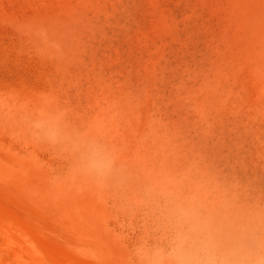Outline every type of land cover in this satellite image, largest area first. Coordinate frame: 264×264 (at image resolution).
<instances>
[{
	"label": "rangeland",
	"instance_id": "374dc122",
	"mask_svg": "<svg viewBox=\"0 0 264 264\" xmlns=\"http://www.w3.org/2000/svg\"><path fill=\"white\" fill-rule=\"evenodd\" d=\"M0 149L68 264H264V0H0Z\"/></svg>",
	"mask_w": 264,
	"mask_h": 264
},
{
	"label": "bare ground",
	"instance_id": "6f19581e",
	"mask_svg": "<svg viewBox=\"0 0 264 264\" xmlns=\"http://www.w3.org/2000/svg\"><path fill=\"white\" fill-rule=\"evenodd\" d=\"M128 90V89H127ZM130 90V89H129ZM49 93V92H48ZM12 94V93H11ZM14 94V93H13ZM12 94V95H13ZM102 94V93H101ZM8 95V94H7ZM6 95V96H7ZM11 95V96H12ZM40 95V94H39ZM38 95V96H39ZM48 95V94H47ZM10 96V95H9ZM19 96V95H18ZM23 96H25V95H23ZM27 96H29V95H26V98H27ZM34 96V95H33ZM32 96V97H33ZM59 96V95H58ZM13 97V96H12ZM12 97H9V99L8 100H11L10 98H12ZM16 97V96H15ZM40 97V96H39ZM48 97V96H47ZM47 97H44V98H47ZM49 97H52L53 98V100H55L54 98H55V96L53 97V95H49ZM107 97V96H106ZM36 98V97H35ZM35 98H33V100L35 99ZM42 97H40L39 98V100L41 99ZM20 99H21V97H20ZM24 99V98H23ZM30 99V98H29ZM48 99V98H47ZM46 99V100H47ZM15 101V102H17V100H15L14 98H12V101ZM50 100L52 101V99L50 98ZM49 100V101H50ZM19 101V100H18ZM30 101V100H29ZM31 101H32V98H31ZM30 101V102H31ZM42 101H44L43 99H42ZM42 101H39V102H42ZM49 102V103H52V102ZM119 101V100H118ZM15 102H12V103H15ZM23 102V101H22ZM34 102H36V100L35 101H32L31 103H34ZM38 102V98H37V103H39ZM48 102V101H47ZM46 102V103H47ZM89 102V101H88ZM117 102V100L115 101V103ZM120 102H122V101H120ZM120 102L118 103V105L117 104H115L114 103V105H117V106H119V104H120ZM24 103H26V102H24ZM28 103V102H27ZM45 102H43V104H44ZM48 103V104H49ZM123 103V102H122ZM128 103V102H127ZM5 104V103H4ZM22 104V103H21ZM29 104V103H28ZM41 104V103H40ZM43 104H41V105H43ZM112 105H113V103H111ZM110 104V105H111ZM130 104V103H129ZM32 105V104H31ZM112 105L111 106H108L109 107V109L112 107ZM4 106V105H3ZM52 106V105H51ZM102 106V105H101ZM117 106L115 107L116 108V110H117V112H116V114H115V117H117V115H118V113H121L120 111L118 112V109H117ZM1 107H2V105H1ZM33 107V106H32ZM40 107H42V108H46V104H45V107H43V106H40ZM39 107V104H38V107L37 106H35V108H38V110L40 109V111L42 110L41 108ZM122 107V106H121ZM120 107V109H123V107H124V104H123V107L121 108ZM9 108L10 107H8V110H9ZM101 108V107H100ZM104 108H107V107H104ZM113 108H114V106H113ZM112 108V109H113ZM2 109H4V108H2ZM27 109V108H26ZM49 109H52V107L51 108H48V111H49ZM125 109V108H124ZM153 109V108H152ZM13 111V109L12 108H10V111ZM103 110V109H102ZM101 110V111H102ZM106 110H108V108L106 109ZM104 111V113L105 112H107V115H106V118H108L107 116H108V111H110V110H108V111ZM3 111V110H2ZM99 111H100V109H99ZM26 112V111H25ZM47 112V111H46ZM51 112V111H50ZM90 112V111H89ZM115 112V111H114ZM125 112H126V110H125ZM28 113V112H27ZM101 113V112H100ZM99 113V114H100ZM104 113H102V114H104ZM18 114V113H17ZM16 114V115H17ZM19 114H21V113H19ZM42 114H44V112L42 113ZM101 114V115H102ZM134 114V113H133ZM100 115V116H101ZM132 115V114H131ZM130 114H129V116H131ZM48 116V115H47ZM103 116V115H102ZM125 117L127 116V113H125V115H124ZM114 116H113V119L115 118ZM22 118V117H21ZM119 118H120V116H119ZM111 119H112V117H111ZM112 119V120H113ZM131 119H132V117H131ZM130 119V120H131ZM98 120H100V119H98ZM104 120V119H103ZM116 121H118L117 122V125L119 124V126L122 124L121 122V119H115ZM114 120V121H115ZM94 121V120H93ZM106 121V120H105ZM114 121H112V122H110L109 120H107V122H108V124H109V122L112 124ZM119 121H120V123H119ZM100 122V121H99ZM102 122V121H101ZM116 123V122H115ZM115 123H113V125H111V128H113V126H114V124ZM132 123V122H131ZM134 123V122H133ZM132 123V124H133ZM95 124V123H94ZM100 123H98L97 125L98 126H95V127H98V128H100L101 126L99 125ZM106 124V123H105ZM107 124V125H108ZM107 125H104V122H103V126H102V128L105 126H107ZM110 125V124H109ZM149 125V124H148ZM116 126V125H115ZM110 126H108L107 128H109ZM118 126H116L115 127V129H118L117 128ZM123 127V126H122ZM4 128H5V126H4ZM20 128V127H19ZM110 128V129H111ZM121 128V127H120ZM133 128V127H132ZM101 129V128H100ZM114 128H113V131L115 130ZM73 130V129H72ZM103 130H106V129H103ZM114 132H117V131H114ZM106 134H107V131L105 132ZM118 133V132H117ZM120 133V132H119ZM109 135V134H108ZM8 141V140H7ZM126 141V140H125ZM4 142H5V140H4ZM133 142V141H132ZM21 144V143H20ZM123 144V143H122ZM166 144V143H165ZM173 145V144H172ZM171 145V146H172ZM123 146V145H122ZM126 147V146H125ZM5 148V147H4ZM2 149V148H1ZM0 149V150H1ZM185 149V148H184ZM6 150V149H5ZM1 151V153H6V151ZM186 150V149H185ZM172 151H174V150H172ZM24 152V151H23ZM131 152V151H130ZM20 153V152H19ZM121 153V152H120ZM126 153V152H125ZM9 154V152L7 151V155ZM123 154V153H122ZM148 154V153H147ZM1 155V154H0ZM15 155V154H14ZM40 155V154H39ZM6 156V155H5ZM3 157V158H8V156L7 157ZM14 157L15 156H13V159H14ZM9 158H10V154H9ZM9 158H8V161L9 162H11L13 159H11V161L9 160ZM17 158V157H16ZM5 159H4V161H5ZM18 159V158H17ZM131 159V158H130ZM154 159V158H153ZM21 161H18V160H15L14 159V162H12V163H15L16 161H18V162H23L22 161V158L20 159ZM151 160V159H150ZM150 160H144L145 162L147 161V163L150 161ZM132 163H133V161H132ZM136 163L139 165V164H141L142 165V163H140V162H138V161H136ZM23 164V163H22ZM133 164H135V161H134V163ZM145 164V163H144ZM26 165V164H25ZM130 166V165H129ZM22 167H23V165H22ZM131 167H133L132 165H131ZM11 169H12V167H10ZM16 168V167H15ZM14 168V169H15ZM28 168H29V166H28ZM25 169V168H24ZM147 169V168H146ZM20 170V169H19ZM31 170V169H30ZM22 171H23V169H22ZM147 171V170H146ZM148 171H150L149 169H148ZM29 172V171H28ZM155 172V171H154ZM208 172H210V171H208ZM10 173H11V170H10ZM13 173V172H12ZM11 173V174H12ZM21 173V172H20ZM24 173V172H23ZM11 174L10 175H7L9 178H10V176H11ZM14 174V173H13ZM29 174H30V172L28 173V176H29ZM0 175H1V172H0ZM25 176L27 175V174H24ZM23 175V176H24ZM168 175V174H167ZM166 175V176H167ZM4 176H6V175H4ZM4 176H2L3 178H4ZM16 176H18V175H16ZM21 176V175H20ZM24 176V177H25ZM76 176V175H75ZM148 176V175H147ZM171 176V175H170ZM0 178V180L1 181H5V179H3V178ZM50 177H53V176H50ZM49 177V178H50ZM162 177H165V175L163 176V174H162ZM6 178V177H5ZM18 178H20L19 176H18ZM21 178H23L22 176H21ZM203 178H205V177H203ZM3 179V180H2ZM13 178H11L10 179V181L12 180ZM24 179V178H23ZM26 179H27V177H26ZM29 179V178H28ZM31 180H34L35 181V179H32V178H30ZM29 179V180H30ZM52 179V178H51ZM25 180V179H24ZM95 180V179H94ZM12 181H14V180H12ZM11 181V182H12ZM26 181V180H25ZM24 181V182H25ZM33 181V182H34ZM48 181H50L49 179H48ZM8 182V181H7ZM22 182H23V180H22ZM23 182V183H24ZM27 182H29V181H27ZM26 182V183H27ZM12 183H14V182H12ZM26 183H24V184H26ZM36 183V182H35ZM52 183V182H51ZM170 183V182H169ZM23 184V186H24V188H23V190L26 188L25 186H27V185H24ZM28 184V183H27ZM34 184V183H33ZM49 184V183H48ZM188 184V183H187ZM192 184V183H191ZM36 185V184H35ZM21 187H23L22 185H20ZM31 186H32V184H31ZM204 187V186H203ZM49 188V187H48ZM53 188V187H52ZM50 189H51V187H50ZM12 190V189H11ZM26 190L27 191H29L27 188H26ZM33 190V189H32ZM13 191V190H12ZM15 191V190H14ZM49 192V191H48ZM15 193H17V192H15ZM56 193V192H55ZM195 193V192H194ZM18 195H19V193H18ZM197 195V194H196ZM199 195V194H198ZM52 196V195H51ZM58 196V195H57ZM182 196H183V194H182ZM190 196V195H189ZM138 197V196H137ZM51 198H54V195L51 197ZM47 199V198H46ZM57 198H56V196H55V200H56ZM174 199V198H173ZM36 200V199H35ZM181 200V199H180ZM200 200V199H199ZM203 200V199H202ZM207 200V199H206ZM51 201H54V199L53 200H51ZM131 201V200H130ZM204 201V200H203ZM54 202H57V201H54ZM207 202V201H206ZM59 203V202H58ZM32 204H34L33 202H32ZM60 204V203H59ZM137 204V203H136ZM219 204V203H218ZM203 205V204H202ZM225 205V204H224ZM37 206V205H36ZM199 206V205H198ZM3 207V208H2ZM40 207V206H39ZM39 207H37V209H38V211H39ZM42 208V207H41ZM190 208H191V206H190ZM43 209V208H42ZM42 209H40V211L42 210ZM169 209V208H168ZM219 209V208H218ZM165 210V209H164ZM166 211V210H165ZM42 213L44 212V211H41ZM234 212V211H233ZM37 213V212H36ZM84 214V213H83ZM233 215V214H232ZM91 216H92V214H91ZM29 217V216H28ZM66 217V216H65ZM22 218L23 217H19L17 214H13V213H9V211H6L5 209H4V206H2V204H0V264H68V263H66L67 261H65V260H63L62 258H60V256L57 254V253H51V250L49 251L48 250V248H43V247H41L40 245H39V243H38V241H37V239L35 238V236L37 235V233L39 232V231H37V233L33 230V231H31V229L29 228L30 226H32L30 223H29V219L26 221L25 220V218H23V220H25L26 222H28L30 225H28V224H26V222H25V224H24V222H23V220H22ZM71 218V217H70ZM79 218V217H78ZM88 218V217H87ZM27 219V218H26ZM92 219V218H91ZM90 220V219H89ZM88 220V221H89ZM83 222V221H82ZM87 223V222H86ZM169 223V222H168ZM40 224V223H39ZM59 224V223H58ZM57 224V225H58ZM85 224V223H84ZM34 225V224H33ZM26 226H28V227H26ZM40 225H38V227L36 228L37 230L38 229H41L42 230V228L41 227H39ZM28 228H29V230L30 231H28ZM31 228H33L34 229V227H31ZM79 228V227H78ZM60 229V228H59ZM30 232H34V236L30 233ZM36 234V235H35ZM39 234H40V232H39ZM43 235V234H42ZM37 237V236H36ZM42 239L44 238V235H43V237H41ZM40 240V237H39V241H43V240ZM44 240H45V238H44ZM264 240V239H263ZM46 241V240H45ZM247 241V240H246ZM243 245V244H242ZM173 247V246H172ZM246 247V246H245ZM170 248V247H169ZM174 248V247H173ZM186 250V249H185ZM184 250V251H185ZM254 250V249H253ZM251 253V252H250ZM261 256V255H260ZM249 257V256H248ZM123 259V258H122ZM260 260H261V258H260ZM259 260V261H260ZM65 261V262H64ZM262 261V260H261ZM73 262V261H72ZM118 262V261H117ZM120 262V261H119ZM118 262V263H119ZM121 263V262H120Z\"/></svg>",
	"mask_w": 264,
	"mask_h": 264
}]
</instances>
